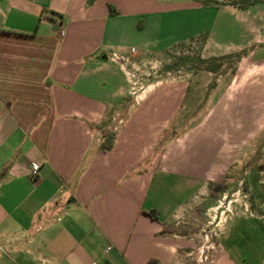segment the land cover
I'll list each match as a JSON object with an SVG mask.
<instances>
[{"label": "crops", "instance_id": "obj_1", "mask_svg": "<svg viewBox=\"0 0 264 264\" xmlns=\"http://www.w3.org/2000/svg\"><path fill=\"white\" fill-rule=\"evenodd\" d=\"M202 11L213 23L233 17L243 57L264 52V2L0 0V250L20 264H264V216L240 204L207 206L201 250L200 204L231 157L187 151L184 134L154 155L158 121L184 90L151 91L139 112L121 110L132 92L111 52L195 38Z\"/></svg>", "mask_w": 264, "mask_h": 264}, {"label": "rangeland", "instance_id": "obj_2", "mask_svg": "<svg viewBox=\"0 0 264 264\" xmlns=\"http://www.w3.org/2000/svg\"><path fill=\"white\" fill-rule=\"evenodd\" d=\"M213 22V12L202 11L195 38L162 50L124 54L129 63L123 69L132 93L125 92L121 104L122 112L137 113L145 107L144 97L151 91L182 89L184 98L174 105L173 114L158 121L156 127H161L162 133L154 145V155L166 139L184 134L182 145L187 151L195 145V154L202 158L209 150L210 160L222 161L226 156L233 160L225 179L219 182L222 188L210 184L215 194L200 204L198 240L204 251L210 239L209 204L218 208L240 204L264 216V129L257 127L264 100V65L257 64L264 63V52L257 51L251 57L254 61L243 57L242 52L234 51L240 27L233 17H218ZM200 59L205 60L204 68H200ZM215 65H219L215 71L208 70ZM202 121L205 125L198 126ZM0 264H20V258L0 250Z\"/></svg>", "mask_w": 264, "mask_h": 264}, {"label": "trees", "instance_id": "obj_3", "mask_svg": "<svg viewBox=\"0 0 264 264\" xmlns=\"http://www.w3.org/2000/svg\"><path fill=\"white\" fill-rule=\"evenodd\" d=\"M92 1L94 0H87V3L90 4ZM199 1L202 5H214V6H220V5H233L234 7L238 8V9H246L248 8L250 5H253L257 2H264V0H197ZM108 9H109V13L113 14L115 12V9L113 7H111L108 4ZM239 53H236V56H239ZM205 60L204 59H200V68H204L203 64H204ZM219 67V65H215L211 68H208V70L210 71H215L217 68ZM111 143L108 142L106 144L102 145L103 149H108L110 148ZM223 186L222 183H215L214 187L217 189H221Z\"/></svg>", "mask_w": 264, "mask_h": 264}, {"label": "built area", "instance_id": "obj_4", "mask_svg": "<svg viewBox=\"0 0 264 264\" xmlns=\"http://www.w3.org/2000/svg\"><path fill=\"white\" fill-rule=\"evenodd\" d=\"M112 61L118 62L122 67L129 63L128 56L123 53L111 52L110 57ZM121 120L118 121L120 123ZM38 165H32L30 169V176L32 179L38 177Z\"/></svg>", "mask_w": 264, "mask_h": 264}]
</instances>
